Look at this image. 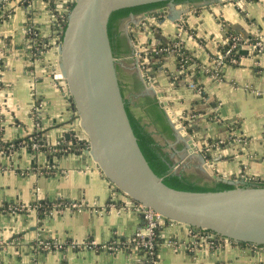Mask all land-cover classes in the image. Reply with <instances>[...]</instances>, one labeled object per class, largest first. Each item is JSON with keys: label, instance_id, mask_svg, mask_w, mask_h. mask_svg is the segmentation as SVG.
<instances>
[{"label": "crops", "instance_id": "0c3cea01", "mask_svg": "<svg viewBox=\"0 0 264 264\" xmlns=\"http://www.w3.org/2000/svg\"><path fill=\"white\" fill-rule=\"evenodd\" d=\"M7 1L10 17L0 22L5 87L0 100H7L1 141L32 137L35 127L31 112L40 102L47 144L52 145L68 134L71 139L73 134L80 141L88 142L81 129H74L72 101L68 93L55 84L53 77L59 60L56 54L59 33L55 32V23L66 0L55 3V0H32L28 4H21L20 0ZM182 9H186L183 15L188 28L204 41L210 52L226 45L232 33L248 40L264 37V0H222L197 7L188 1L179 7ZM159 17L161 23L154 31L151 22L142 25L143 19L138 23L130 21L129 35L132 38L139 35L140 43L146 46L174 38L177 19L172 20L168 15ZM29 18L48 44L37 61L27 55L25 26ZM240 54L243 56L240 63L227 66L221 81H212L204 75L198 78L209 98L207 103L194 93L187 78L174 85L167 73L156 69L154 83L165 93V99L177 115L182 119L189 117V132L200 145L199 153L219 175L243 179L241 181L249 177L255 179L254 183H260L264 182V54L257 55L246 46ZM163 64L166 70L175 71V56H166ZM220 104L223 120L214 123L209 110ZM231 129L237 138L246 141H229ZM178 139L169 147L183 145L179 153L184 154L186 148ZM219 140L225 143L216 147L214 143ZM87 151L80 149L62 156L43 151L34 156L29 150L18 149L12 154H0V209L5 204H33L37 200L55 201L59 197L94 205L42 218L35 212L11 215L0 211L2 264H35L32 245L39 233L63 242L90 238L101 245L110 241L129 243L138 230L144 228L138 214L121 209L131 199L123 193L119 194L116 209L109 210L115 191ZM47 165L52 167L51 172L39 173L38 168ZM29 167L37 168L23 174ZM188 237L187 229L164 221L157 233V264H264V246L249 243L232 241L219 250L201 249L195 253L175 251L167 245L172 238L186 240ZM37 264H145V254L126 248L118 252L67 249L44 252Z\"/></svg>", "mask_w": 264, "mask_h": 264}, {"label": "water", "instance_id": "95a60500", "mask_svg": "<svg viewBox=\"0 0 264 264\" xmlns=\"http://www.w3.org/2000/svg\"><path fill=\"white\" fill-rule=\"evenodd\" d=\"M5 1L0 0V6ZM175 1L73 0L66 27L59 33L62 41L53 77L64 81L73 104L74 121L79 123V129L89 141L87 152L115 192L123 193L144 204L146 208H152L161 215L163 221H170L184 229H205L235 242L264 246V186L219 175L199 153L200 145H197L181 123V120L189 122V117L180 118L165 99V93H156L141 76L127 25L130 21L138 23L153 13L178 20L186 12V9L179 10V7L188 1ZM219 1L222 0L192 2L197 7ZM160 2L168 4L153 11L131 14L122 20L121 30L131 51L117 58L108 31L112 13ZM118 65L123 71L136 76L137 81L141 80L146 93L159 100V106L179 138L178 141L183 142L186 151L179 158L175 152L172 153L173 167L181 160L185 161L173 170L191 173L202 184L211 185L214 181H223L234 184V188L222 191L178 190L166 185L163 178L155 174L132 128L121 89ZM126 93L129 98V92ZM69 138L70 135H66V139ZM157 138L164 144L161 137ZM167 151L171 152L170 147ZM154 220L160 228L162 223L158 222L157 217Z\"/></svg>", "mask_w": 264, "mask_h": 264}, {"label": "built area", "instance_id": "2783aa9c", "mask_svg": "<svg viewBox=\"0 0 264 264\" xmlns=\"http://www.w3.org/2000/svg\"><path fill=\"white\" fill-rule=\"evenodd\" d=\"M32 0H20V3L28 4ZM53 1V0H49ZM55 0L53 3H55ZM7 0L2 3L0 6V22L8 19L10 16V10L7 8ZM73 0H66L63 8L58 14V18L55 23V32L60 33L63 31L66 23L67 17L70 8L72 7ZM147 22H151L152 30H155V27L161 23L159 15L155 13L150 14L148 17L144 18L141 21L142 25H146ZM175 37L171 38L167 42H158L155 45L146 46L145 44L140 43V36H135L132 38L133 46L138 60V67L141 72V76L145 79L148 87H153L155 92L162 91L155 83L154 77L151 73L148 72L146 61L151 59L155 60V65L158 66V69L162 72L167 73L169 80L172 84H175L177 80L187 78L190 81L192 89L202 100L207 103L209 98L206 94V90L203 85L198 81V78L202 75L207 76L212 81H221L223 70L227 66H235L240 63V60L243 56L240 54L242 47H250L257 55L264 54V37L257 36L252 40L245 39L243 36L237 33H232L229 36V41L226 45H222L217 48L214 52L207 50L206 45L202 39H200L196 34H194L187 24V20L184 15H182L175 23ZM26 32V45H27V55L30 60L37 61L47 50L48 44L42 39L40 32L38 31L33 20L29 18L25 26ZM59 40V39H58ZM140 43L141 45L138 46ZM192 43V46L189 44ZM61 41H58L56 45V54L59 55V46ZM174 55L176 61L175 71H168L165 69L163 64V59L168 55ZM146 58H145V57ZM203 58V59H202ZM59 61V60H58ZM4 60L3 56L0 53V93L4 90L3 82V72H4ZM156 73V72H155ZM189 77V78H188ZM55 84L67 93V87L65 83L54 79ZM1 96V94H0ZM41 103L37 102L31 112L32 119L34 123V134L32 137L24 140H15L2 142L0 139V154L8 155L17 151L18 149L29 150L31 153L36 156L43 151H48L53 155H66L76 150H89V141L88 144H80L77 142L73 134L71 138L66 139L65 136L61 137L54 144L49 145L45 140L44 134V115L42 112ZM210 118L214 123H221V104L216 105L210 108ZM180 117V116H179ZM181 118V117H180ZM184 128L189 131L190 123H184L181 120ZM80 128L77 121L74 122V129ZM5 129V102L0 100V136ZM229 141L234 139L239 142H245L246 140L242 138H237L235 131L230 130ZM189 135H192L189 132ZM193 138V137H192ZM228 141V142H229ZM77 142V143H76ZM225 143L224 140H219L214 144L216 147H219ZM180 166L178 163L173 169H177ZM37 167L28 168L27 171L24 170L22 173L29 172L34 170ZM51 166L47 165L46 167H39V173L49 174L51 172ZM83 171V170H82ZM231 180H239L232 178ZM243 179H240L241 181ZM244 181L253 182V178H245ZM119 194L120 192H113V197L108 204L109 210L116 209L119 204ZM126 196V195H125ZM94 206L86 202H70L64 200L62 197H59L55 201L47 200H37L33 204H5L1 207L0 211L3 213H8L11 215H17L21 213L35 212L42 214L43 216H52L55 213H61L66 210H78L81 211L86 207ZM125 211H133L138 214L142 222L144 223V228L138 230L133 239L129 243H118L117 241H110L104 244H98L95 240L87 238L84 241L72 240L69 242L60 241L57 238L45 237L38 234L34 244L32 245L34 263L39 262V257L44 252L51 251H64L69 249H89V250H108L112 252H118L121 249H128V251H143L145 254V264H157L158 256V240H157V221L154 220L157 217L158 222L163 223L164 221L161 218V215L155 212L152 208H146L144 204L130 199L128 203L121 207ZM188 239H179L172 238L167 242V245L173 248L175 251H187L193 252L199 251L201 249H207L210 251L219 250L228 242L233 240L227 239L219 234H216L212 231L205 229L197 230H187ZM148 237L149 240L146 241L145 238ZM16 242H19L18 239H15ZM258 246V245H257Z\"/></svg>", "mask_w": 264, "mask_h": 264}, {"label": "trees", "instance_id": "16d2710c", "mask_svg": "<svg viewBox=\"0 0 264 264\" xmlns=\"http://www.w3.org/2000/svg\"><path fill=\"white\" fill-rule=\"evenodd\" d=\"M185 1L195 0H176L175 2ZM166 4H168V2L153 3L138 7L120 9L112 13L108 23V31L111 38L112 47L117 58L130 53L129 50L121 51L116 47L114 35L116 33L118 23L122 19L129 17L131 14H140L147 11H153L165 6ZM58 39L62 41V36H58ZM145 61L148 72L154 77L156 69H158V66L155 65L156 61L153 59H151L150 62L147 60ZM117 68L119 74L122 69L119 65ZM120 84L125 98L126 110L134 133L137 137L139 146L152 170L157 176L163 178V181L166 185L185 191H222L235 187L234 184L223 181H214L211 185L202 184L197 181H193L190 177H188L185 171L175 172L173 170L172 153H179V151H181L183 148V145H179V148H177L178 150L170 147L171 152L167 151L170 143L175 141V135L164 111L159 106V100L151 95L142 96L138 101L133 100L131 97L127 98V89L123 86L121 79ZM138 108H141L144 111V117L139 113ZM151 129H153V131ZM157 136L161 137V140L164 142V144L158 140ZM75 139L77 142H80V144H88V142L80 141L78 138ZM259 185L264 186V182H260ZM39 216L41 218L43 217L42 214ZM159 229L160 228L158 227L157 233ZM239 243L245 244L244 242Z\"/></svg>", "mask_w": 264, "mask_h": 264}, {"label": "flooded vegetation", "instance_id": "af4514ba", "mask_svg": "<svg viewBox=\"0 0 264 264\" xmlns=\"http://www.w3.org/2000/svg\"><path fill=\"white\" fill-rule=\"evenodd\" d=\"M122 20L118 23V26H117V29H116V33L114 35L115 44H116L117 49H119L121 51H126V50L131 51L130 45L128 43V40L126 39V37L124 36V33L121 30L122 29L121 28ZM133 50H134V47H132V51ZM132 55H133V52H132ZM119 76H120V79H121V81L123 83V86L127 89V92H129L130 97L133 100L138 101L142 96L148 95L146 93V88L143 85L142 81L141 80H140V82L137 81L136 76L131 75L127 71L125 72L123 70L121 72H119ZM138 110H139V113L141 115H143V117H144V114H145L144 111L141 108H138ZM173 131H174V129H173ZM174 135H175V140H177L178 138H177V136L175 134V131H174ZM178 146L179 145H177V147L173 145V147H175L174 149H176V150H178L177 149V148H179ZM187 175L193 181H197L199 183L201 182V181L197 180V177H195L191 173H187Z\"/></svg>", "mask_w": 264, "mask_h": 264}, {"label": "rangeland", "instance_id": "374dc122", "mask_svg": "<svg viewBox=\"0 0 264 264\" xmlns=\"http://www.w3.org/2000/svg\"><path fill=\"white\" fill-rule=\"evenodd\" d=\"M4 88H5V87H4ZM180 143H182V142H180ZM175 144H176V143H175ZM182 154H183V152L178 153V156H177V157H178V158L181 157ZM179 163L182 164L183 161L181 160ZM4 264H7V263H4Z\"/></svg>", "mask_w": 264, "mask_h": 264}, {"label": "bare ground", "instance_id": "6f19581e", "mask_svg": "<svg viewBox=\"0 0 264 264\" xmlns=\"http://www.w3.org/2000/svg\"><path fill=\"white\" fill-rule=\"evenodd\" d=\"M57 62H58V61H57ZM62 82L64 83V81H62ZM176 156H177V155H176ZM176 165H177V164H176ZM176 165H175V166H176ZM175 166H174V167H175ZM174 167H173V168H174Z\"/></svg>", "mask_w": 264, "mask_h": 264}]
</instances>
